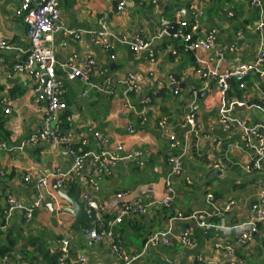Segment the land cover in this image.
Here are the masks:
<instances>
[{
	"label": "crops",
	"instance_id": "1",
	"mask_svg": "<svg viewBox=\"0 0 264 264\" xmlns=\"http://www.w3.org/2000/svg\"><path fill=\"white\" fill-rule=\"evenodd\" d=\"M20 4L0 0V44L11 47H0V264H49L65 248L61 264H264L259 221L252 240L239 244L237 231L171 220L224 213L231 202L213 222L238 226L264 212V74L233 80L225 93L206 78L209 70L223 73L257 60L264 50V0H61L64 29L55 35L54 52L68 106L62 113L34 93V74L13 68L33 48L29 24L17 15ZM183 10L195 19L185 21ZM103 18L111 33L105 40L96 35ZM188 29L196 40L214 36L210 51L187 48ZM137 38L149 48L134 52ZM90 61L88 80L68 79L69 67ZM191 114L195 129L186 122ZM46 131L69 142L41 138ZM104 153L120 159L103 167L96 158ZM57 173L65 177L60 187ZM56 188L69 199L79 196L96 214L92 227L74 228L76 218L64 212L72 206ZM117 194L140 208L120 223L122 202L112 205ZM85 198L102 207L100 216ZM159 232H169L171 243H149ZM9 234L17 239L11 251Z\"/></svg>",
	"mask_w": 264,
	"mask_h": 264
},
{
	"label": "built area",
	"instance_id": "2",
	"mask_svg": "<svg viewBox=\"0 0 264 264\" xmlns=\"http://www.w3.org/2000/svg\"><path fill=\"white\" fill-rule=\"evenodd\" d=\"M61 0H20V8L17 10V15L19 17H24L25 21L29 24V38L32 42V51L27 55L26 60L23 62H16L13 66L14 70L19 73H30L34 74L38 85L34 90V93L39 97L41 101H44L48 105V109L53 112H64L68 109V106L64 99L62 98V84L58 77L57 73V60L54 52V42L56 33L64 29L63 22L61 20V15L59 12V4ZM258 1V0H257ZM123 10V8L121 7ZM185 25V24H184ZM259 30L264 31V22H260ZM167 28H165V31ZM79 36V34H75ZM101 40H105L106 37L110 36L111 33L108 30L107 20L103 18L100 22L99 31L96 34ZM183 41L186 43L187 48L192 51H210L213 43L214 36H208L203 40H193L192 34L186 33L182 36ZM125 42V41H123ZM149 44L143 38H137L132 43V50L136 53L141 51H145L149 48ZM1 48L11 49L7 42L0 44ZM264 64V50L260 51L259 57L253 63H239L233 66L230 70L218 73L213 70H209L206 73L207 79H213L221 92H228L230 89V82L232 80H243L249 74L255 72L258 74H264L262 72V66ZM94 65L93 61L88 62L86 66L83 68L69 67V73L67 77L69 80H75L82 78L83 80H88L91 74V68ZM6 114L9 113V110L5 111ZM186 122L193 129L197 128V122L194 114L187 116ZM222 123L225 124V121L222 120ZM160 126L163 128L165 124L162 122ZM257 134L256 132H253ZM41 138H50L55 142H61L63 144H67L69 142V138L60 134H50L48 131L44 132ZM36 139H33L35 141ZM174 140V138L172 139ZM260 154L264 155V148L260 149ZM88 157V154H84L82 156H78L76 158L75 170H78L84 159ZM120 158L115 154L104 153L96 158L98 162H101L103 167L107 165H111L114 162L118 161ZM172 163L174 164V172L178 173L179 163L178 160L172 159ZM53 178L56 180L57 185L60 187L65 182V177L59 173L55 174ZM28 180V179H27ZM48 182L43 181L41 183V187H47ZM260 205H264V188L261 186L260 192ZM86 199L87 206L91 209L96 210L99 215V211L102 207L97 204L92 199ZM209 201L213 202V196H208ZM122 194L116 195V200L112 205H116L119 202H122L123 210L121 211V217L117 218L116 222L120 223L122 221V217H126L127 214H131L133 210L140 209L138 206L126 205L123 202ZM14 207H18L13 202H11ZM111 205V206H112ZM125 205V206H124ZM167 206L168 203L165 202ZM235 205L234 202L228 204L226 211L224 213H214L208 214L206 212H195L190 215L178 214L172 221H186L195 223L202 229L211 230V229H219L221 231H237L239 234L237 235L238 243L243 244L247 241H251L255 234L259 231V223L264 224V212L258 211V220H250L248 222H244L238 226L227 227L226 223L216 224L212 221L215 217L225 216L227 212H229L232 207ZM259 209V206H257ZM100 216V215H99ZM89 236L94 240H100L101 235L97 233V231H89ZM160 241L165 243H171L169 239V232H159L155 235H152L149 239V243L157 244ZM183 241L188 243L189 238L188 234H184ZM229 253L232 254L233 250L231 247L228 248ZM65 248L62 254L59 255V261L63 262L66 257ZM134 259V258H133Z\"/></svg>",
	"mask_w": 264,
	"mask_h": 264
},
{
	"label": "water",
	"instance_id": "3",
	"mask_svg": "<svg viewBox=\"0 0 264 264\" xmlns=\"http://www.w3.org/2000/svg\"><path fill=\"white\" fill-rule=\"evenodd\" d=\"M180 16L187 22H191L193 19H195V17H193L191 15V13L187 12L186 10H183L180 13ZM197 19V18H196ZM199 20V19H197ZM173 27L170 28L169 32L171 33L173 30ZM56 190H60L58 188H56ZM60 198L66 200L71 206L72 209H65L64 212L71 214L72 216H74L76 218V222L74 224V228L78 229L80 225L85 224L87 227H92L93 223L96 221V214L90 210L86 208V204L83 202H80V198L79 196H77L75 199H69L68 195H64L62 191L58 192ZM47 199H46V207L52 211H53V205L50 203V197L48 195ZM63 213V212H61ZM57 213H54V215H56ZM158 264H168L166 262H162L161 260H157L156 261Z\"/></svg>",
	"mask_w": 264,
	"mask_h": 264
},
{
	"label": "trees",
	"instance_id": "4",
	"mask_svg": "<svg viewBox=\"0 0 264 264\" xmlns=\"http://www.w3.org/2000/svg\"><path fill=\"white\" fill-rule=\"evenodd\" d=\"M186 33H189V34H192V38L193 40H196L195 37L193 36V33L191 30H187ZM233 81V80H232ZM231 87V86H230ZM212 231V230H211ZM211 233V232H209ZM36 242H39V239L38 238H35L34 239ZM17 245V239L12 235V234H9V250L11 251L15 246ZM49 264H61L59 261H58V257L56 256H53V257H50L49 258Z\"/></svg>",
	"mask_w": 264,
	"mask_h": 264
}]
</instances>
